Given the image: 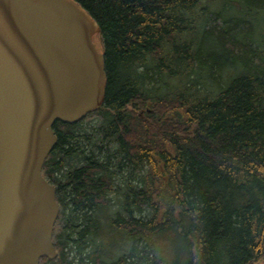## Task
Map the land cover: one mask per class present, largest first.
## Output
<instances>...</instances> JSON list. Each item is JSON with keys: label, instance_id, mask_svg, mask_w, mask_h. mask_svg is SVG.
I'll return each mask as SVG.
<instances>
[{"label": "trees", "instance_id": "trees-1", "mask_svg": "<svg viewBox=\"0 0 264 264\" xmlns=\"http://www.w3.org/2000/svg\"><path fill=\"white\" fill-rule=\"evenodd\" d=\"M75 1L101 28L105 97L53 125L57 256L39 264H264V0ZM103 233L129 252L110 261ZM166 233L182 263L148 257Z\"/></svg>", "mask_w": 264, "mask_h": 264}, {"label": "water", "instance_id": "water-1", "mask_svg": "<svg viewBox=\"0 0 264 264\" xmlns=\"http://www.w3.org/2000/svg\"><path fill=\"white\" fill-rule=\"evenodd\" d=\"M101 28L75 0H0V264L56 258L59 208L42 176L56 122L104 101Z\"/></svg>", "mask_w": 264, "mask_h": 264}, {"label": "rangeland", "instance_id": "rangeland-1", "mask_svg": "<svg viewBox=\"0 0 264 264\" xmlns=\"http://www.w3.org/2000/svg\"><path fill=\"white\" fill-rule=\"evenodd\" d=\"M219 4V8H222L223 7V2L221 1ZM195 12V10H194ZM251 13V12H250ZM196 14V12H195ZM264 17V14L263 13H259L258 14V20L259 19H263ZM251 18H254V16L252 15V13L249 15V19ZM199 37L201 36V27L198 26L194 29L193 31V37ZM202 40V39H201ZM204 40V39H203ZM201 42V41H200ZM213 43L210 42V39L209 40H205L204 42H202L199 50L201 52V54H206L208 53V50L209 48L211 49L213 47ZM203 52V53H202ZM231 72V71H230ZM236 70L233 73L236 74ZM176 80V79H175ZM172 82V81H171ZM177 82V80H176ZM158 86H161L162 89H160V93L163 92V84H160ZM141 116H142V111L140 112ZM115 208V207H114ZM111 214L114 215V210L111 211ZM102 239L105 241V242H109L110 246L111 247H115V248H112L109 249V259H111L110 261L116 259L118 256H122L123 254H127L130 250V241L128 239H126V242L124 244V246L122 247H118V246H114L113 242L110 241V239L106 236L105 233H103L102 235ZM170 236L166 234H157V235H154L152 236L151 238H149V240H147L146 242L144 241L143 242V245L145 246V251L148 252V257H151L154 253H159V255H164V254H170L172 256H175L176 258H174L173 260H176L177 259V262H183L184 261V256H185V252L183 249H182V245H181V238L180 239H177V238H174L172 237L169 238ZM166 238H168V241L166 240ZM118 245L120 246L121 244L118 243ZM167 246V247H166ZM166 247V248H164ZM140 248V246H139ZM164 257L168 258L167 255H164ZM254 264H262L260 262H257V263H254Z\"/></svg>", "mask_w": 264, "mask_h": 264}]
</instances>
